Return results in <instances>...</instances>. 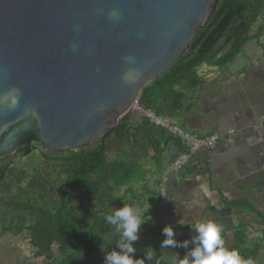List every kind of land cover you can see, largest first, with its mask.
Instances as JSON below:
<instances>
[{
  "label": "trees",
  "instance_id": "obj_1",
  "mask_svg": "<svg viewBox=\"0 0 264 264\" xmlns=\"http://www.w3.org/2000/svg\"><path fill=\"white\" fill-rule=\"evenodd\" d=\"M263 14L264 0H216L186 50L165 72L142 87L139 102L143 108L172 119L183 108L188 112L189 95L202 85L197 69L201 65L225 67L245 43L264 37V24L253 30ZM169 150L173 159L185 151L178 138L144 116L136 122L123 120L76 151H43L36 144L35 134L26 137L10 156L29 154L27 166L14 164L10 156L0 160V235L26 231L34 257L42 258L39 264H104L101 247L106 251L118 248L121 232L108 225L104 216L123 205L145 207V200L134 187H143L154 176L152 190L144 189L153 200L149 209L152 219L144 217L151 220L141 225L134 242V258H144L145 264H171L183 259L190 249L161 248L164 225L153 223L155 208L161 203V156ZM35 151H39L36 164ZM192 157L182 170L191 166ZM147 161L152 164V172L146 168ZM196 167L193 163L184 175L194 174ZM223 202L254 215L258 227L255 240L249 241L247 231L254 224L240 219L229 230L231 239L226 231L221 232L225 247L237 250L245 262L257 260L263 248L264 213L246 199ZM191 247L194 245L190 242ZM145 251L153 252L152 260L146 258Z\"/></svg>",
  "mask_w": 264,
  "mask_h": 264
},
{
  "label": "water",
  "instance_id": "obj_2",
  "mask_svg": "<svg viewBox=\"0 0 264 264\" xmlns=\"http://www.w3.org/2000/svg\"><path fill=\"white\" fill-rule=\"evenodd\" d=\"M215 3L0 0V160L32 134L43 151H76L130 119Z\"/></svg>",
  "mask_w": 264,
  "mask_h": 264
},
{
  "label": "crops",
  "instance_id": "obj_3",
  "mask_svg": "<svg viewBox=\"0 0 264 264\" xmlns=\"http://www.w3.org/2000/svg\"><path fill=\"white\" fill-rule=\"evenodd\" d=\"M197 74L202 85L189 95L191 109L183 108L171 119L193 133H216L219 139L213 148L193 153L194 174L184 175L189 166L169 176L165 199L154 211L159 220L155 224L171 225L177 240L191 241L195 235L191 226L213 220L231 239L229 230L240 219L256 224V218L223 201L246 199L264 213V126L254 128L264 115V37L245 43L225 67L201 65ZM138 118L135 114L129 120ZM172 160V150L162 154L161 170ZM146 168L153 171L151 162ZM152 181L138 191L145 207L153 202L144 193L145 188L152 190Z\"/></svg>",
  "mask_w": 264,
  "mask_h": 264
},
{
  "label": "clouds",
  "instance_id": "obj_4",
  "mask_svg": "<svg viewBox=\"0 0 264 264\" xmlns=\"http://www.w3.org/2000/svg\"><path fill=\"white\" fill-rule=\"evenodd\" d=\"M150 207L123 205L104 216L108 225L121 230L116 241L118 248L106 251L101 247V251L105 252L104 264H145L144 258H134L136 252L134 242L138 240L141 225L148 221L144 219L145 215H149L152 219ZM191 228L194 229L195 235L191 241L184 240L182 243L177 241L171 225H165L162 229L164 239L161 241V248L190 249L180 260V264H252L250 260L247 262L242 260L237 250H229L225 247L221 237V227L215 221L197 222ZM190 242L194 247L189 248ZM145 254L149 261L153 259V252L145 251ZM156 264H159V261Z\"/></svg>",
  "mask_w": 264,
  "mask_h": 264
},
{
  "label": "built area",
  "instance_id": "obj_5",
  "mask_svg": "<svg viewBox=\"0 0 264 264\" xmlns=\"http://www.w3.org/2000/svg\"><path fill=\"white\" fill-rule=\"evenodd\" d=\"M132 109L137 116H144L150 123L165 129L168 134L178 138L182 143L185 151L176 156L175 159L167 163L161 172V183L159 185V198L161 201L165 199V182L169 175L181 171L187 164L189 157L199 149H209L216 145L219 135L216 133L208 135H198L193 133L179 124L175 123L170 117L156 115L152 110L140 107L139 99L132 102ZM264 126V115L254 125V128Z\"/></svg>",
  "mask_w": 264,
  "mask_h": 264
},
{
  "label": "rangeland",
  "instance_id": "obj_6",
  "mask_svg": "<svg viewBox=\"0 0 264 264\" xmlns=\"http://www.w3.org/2000/svg\"><path fill=\"white\" fill-rule=\"evenodd\" d=\"M258 24H264V14L260 17L253 27L255 30ZM137 115L136 112H133L132 115ZM38 153L39 151H35L33 154L35 155V164L38 163ZM29 154L24 156L19 154L17 156H10L13 160L14 164L16 165H28ZM149 181H152V178H149ZM153 182V181H152ZM136 191H139V186L134 187ZM122 189L119 193H121ZM150 220V218H148ZM158 219L153 220V223H158ZM257 222V221H256ZM156 225V224H155ZM258 227L252 226L247 231V237L249 241H253L256 238V230ZM56 246L57 244L54 243L52 245V250L56 254ZM190 246V243H189ZM34 249L30 246L28 242V234L26 231L18 235L13 234H5L0 235V264H39L42 258H36L33 255ZM171 264H180V259L174 260ZM252 264H264V241H263V248L257 260L252 261Z\"/></svg>",
  "mask_w": 264,
  "mask_h": 264
}]
</instances>
